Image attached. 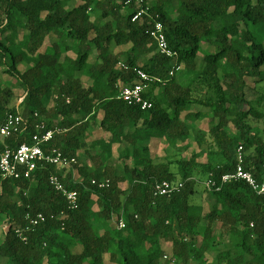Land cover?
<instances>
[{
	"label": "trees",
	"instance_id": "16d2710c",
	"mask_svg": "<svg viewBox=\"0 0 264 264\" xmlns=\"http://www.w3.org/2000/svg\"><path fill=\"white\" fill-rule=\"evenodd\" d=\"M142 8L148 15L132 21ZM153 21L162 24L173 56L158 52ZM138 70L153 79L143 93L152 104L147 110L118 99L122 87L142 83ZM263 83L264 0H0V126L8 115L27 121L4 144H30L43 122L62 131L43 150L77 161L68 170L47 164L26 179L0 178V221L7 226L0 229V258L264 264V196L240 180L220 185L235 170L239 146L244 169L264 179ZM205 119L211 126L204 149ZM151 146H162L166 159ZM83 152L90 164L77 160ZM50 175L76 192V209L49 184ZM206 179L220 188H203L213 202L196 204L197 181ZM161 181L183 187L154 195ZM39 214L43 220L31 227Z\"/></svg>",
	"mask_w": 264,
	"mask_h": 264
},
{
	"label": "built area",
	"instance_id": "2783aa9c",
	"mask_svg": "<svg viewBox=\"0 0 264 264\" xmlns=\"http://www.w3.org/2000/svg\"><path fill=\"white\" fill-rule=\"evenodd\" d=\"M138 6L143 4V0H128ZM148 15L147 10L142 8L132 17V21H136L142 15ZM150 36L153 39L158 52L164 56L171 57L173 53L169 50L165 36L163 34V27L159 21H153V26L150 32ZM137 76L142 83L135 84L133 86H124L121 88L118 99L128 103L139 105L143 110L150 109L152 104L143 97V93L146 91L147 86L153 79L149 78L144 72L137 71ZM36 117L37 115L34 114ZM26 120L21 115H8L4 125L0 126V144L2 143L3 149L0 151V178L1 180H18L21 178H29L38 167L44 165H54L59 169H70L74 164L77 163L76 158H68L61 151L57 149H49L44 151L42 146L49 143L55 134L60 133L59 129H46L43 122L35 125L36 133L31 136V143H22L15 149H10L4 144V140L8 138L9 134L16 133L21 130ZM236 167L232 173L226 174L221 177L220 185L229 183L231 181H243L246 183L253 192L257 195L264 196V179L258 181L254 175L244 169L243 167V152L242 147L239 146L236 150L235 155ZM49 184L57 192H60L65 198L69 209H76L78 206L77 194L74 191H67L63 184L59 181L56 175H50L48 177ZM203 188L208 190L213 187L215 190H219L215 184V181L206 179L197 181ZM91 185L97 186L98 188L108 187V180H91ZM217 186V187H216ZM183 187L182 182H168L161 181L154 185V195L159 196H170L175 192H178ZM2 185L0 182V191ZM43 217L41 214L37 215L35 219L30 220V226H35L39 221H42ZM125 226L122 219L117 222V228L123 229ZM27 230V228H26ZM16 234L20 237L23 242H26V237L23 235L21 230H17Z\"/></svg>",
	"mask_w": 264,
	"mask_h": 264
},
{
	"label": "rangeland",
	"instance_id": "374dc122",
	"mask_svg": "<svg viewBox=\"0 0 264 264\" xmlns=\"http://www.w3.org/2000/svg\"><path fill=\"white\" fill-rule=\"evenodd\" d=\"M21 69H23V68L21 67ZM2 80H3V82H6L9 86H11V87L15 88L16 90H18L17 89V85H16V83H14V81H9L6 78H4V76H2ZM262 87L264 89V83L262 84ZM17 94L19 95L18 91H17ZM18 101L20 102L21 99H19ZM48 108L49 109L51 108V104L48 106ZM210 124H211L210 119H205L204 121L199 123V131H200L201 135L204 136V138L206 140V144L203 147L204 149L207 146V143L209 141L208 130H209L210 126H211ZM263 128H264V126H263ZM85 151H87L89 153H91V152L93 153L94 152V151H91L90 148H87ZM150 151L155 155V157L157 159H163V158L166 159V153L164 152L165 150H163L162 146H158L157 148H154V147L151 146ZM183 156L184 155H182L181 157H183ZM77 160L83 162L84 164H90V162H91L90 158H89V154L88 153H84V152L80 153L77 156ZM113 163H115V162H113ZM202 189H203L202 185L197 186L194 195L191 197V198L194 197L193 202L196 203V204H199L200 200H201V202L206 201V203H208V205H211L212 202H213V198L210 195L208 197H206L205 193H202ZM197 191H198V195H196ZM0 225H1L0 229L5 232L7 230V226L4 223H2L1 221H0ZM214 229H215V233L216 232L218 233V229H219V224L218 223L215 224ZM0 263L1 264H6L5 259L0 258Z\"/></svg>",
	"mask_w": 264,
	"mask_h": 264
},
{
	"label": "water",
	"instance_id": "95a60500",
	"mask_svg": "<svg viewBox=\"0 0 264 264\" xmlns=\"http://www.w3.org/2000/svg\"><path fill=\"white\" fill-rule=\"evenodd\" d=\"M244 109H245V110H248V109H249V107H248L247 105H245V106H244Z\"/></svg>",
	"mask_w": 264,
	"mask_h": 264
}]
</instances>
